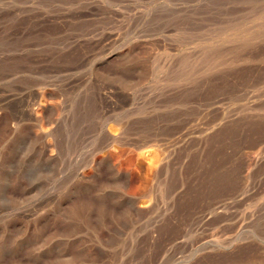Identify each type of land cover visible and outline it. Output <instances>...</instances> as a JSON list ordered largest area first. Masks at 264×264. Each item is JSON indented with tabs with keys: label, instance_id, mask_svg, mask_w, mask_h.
I'll use <instances>...</instances> for the list:
<instances>
[{
	"label": "rangeland",
	"instance_id": "rangeland-1",
	"mask_svg": "<svg viewBox=\"0 0 264 264\" xmlns=\"http://www.w3.org/2000/svg\"><path fill=\"white\" fill-rule=\"evenodd\" d=\"M0 264H264V0H0Z\"/></svg>",
	"mask_w": 264,
	"mask_h": 264
},
{
	"label": "bare ground",
	"instance_id": "bare-ground-1",
	"mask_svg": "<svg viewBox=\"0 0 264 264\" xmlns=\"http://www.w3.org/2000/svg\"><path fill=\"white\" fill-rule=\"evenodd\" d=\"M250 29V28H249ZM243 31V30H242ZM255 31V30H254ZM241 48H242V46H240ZM238 49H240V48H238ZM236 51H237V49H236ZM220 55H221V53H219ZM235 54V53H234ZM219 55V56H220ZM237 55V54H236ZM219 56H217V57H219ZM223 56V55H222ZM214 58H216V57H214ZM219 59H221V57L219 58ZM148 135V134H147ZM145 139H147V138H145ZM148 140V139H147ZM151 140V139H150Z\"/></svg>",
	"mask_w": 264,
	"mask_h": 264
}]
</instances>
